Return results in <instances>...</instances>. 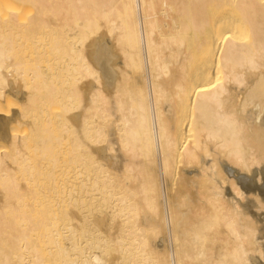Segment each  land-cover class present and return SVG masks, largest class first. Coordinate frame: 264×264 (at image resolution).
I'll use <instances>...</instances> for the list:
<instances>
[{"label":"bare ground","instance_id":"obj_1","mask_svg":"<svg viewBox=\"0 0 264 264\" xmlns=\"http://www.w3.org/2000/svg\"><path fill=\"white\" fill-rule=\"evenodd\" d=\"M0 11V264H264V0Z\"/></svg>","mask_w":264,"mask_h":264},{"label":"rangeland","instance_id":"obj_2","mask_svg":"<svg viewBox=\"0 0 264 264\" xmlns=\"http://www.w3.org/2000/svg\"><path fill=\"white\" fill-rule=\"evenodd\" d=\"M8 7H9V6H6V7L4 6V8H3V9H1V11L3 12V13H2V12L0 11V12H1V14H2V16L4 15V13H5V15H4V16H7V15H8V13H11V12H17V11H15L16 9H15V10L13 9V8H16V7H12V6H10V7H11V8H10V9H11V12H9L8 10H6ZM21 8H22V7H20V9H21ZM8 9H9V8H8ZM3 10H4L5 12H4ZM17 10H19V8H18ZM6 11H7L8 13H7ZM20 11H21V10H20ZM24 14H25V13H23V14H22V16H24ZM25 15H27V12H26V14H25Z\"/></svg>","mask_w":264,"mask_h":264}]
</instances>
